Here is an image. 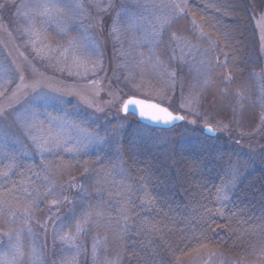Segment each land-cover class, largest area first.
<instances>
[{"label":"rangeland","instance_id":"rangeland-1","mask_svg":"<svg viewBox=\"0 0 264 264\" xmlns=\"http://www.w3.org/2000/svg\"><path fill=\"white\" fill-rule=\"evenodd\" d=\"M188 1L0 0V264L121 263L92 210L80 211V186L87 154L116 116L112 104L119 112L130 96L166 106L202 133L212 126L242 158L264 154V72L234 83ZM196 1L239 40L234 6ZM254 26L264 51V12Z\"/></svg>","mask_w":264,"mask_h":264},{"label":"trees","instance_id":"trees-1","mask_svg":"<svg viewBox=\"0 0 264 264\" xmlns=\"http://www.w3.org/2000/svg\"><path fill=\"white\" fill-rule=\"evenodd\" d=\"M221 1L240 18L233 43L208 21L202 3L189 0V11L226 54L232 81L240 84L247 72H264L254 26L264 0ZM114 105L103 144L85 158L94 170L88 165L80 186V211L92 210L120 264H200L214 257L263 263L264 154L251 161L226 135L210 137L184 121L148 127Z\"/></svg>","mask_w":264,"mask_h":264},{"label":"snow or ice","instance_id":"snow-or-ice-1","mask_svg":"<svg viewBox=\"0 0 264 264\" xmlns=\"http://www.w3.org/2000/svg\"><path fill=\"white\" fill-rule=\"evenodd\" d=\"M108 7H111V5H108ZM177 7H179V6H177ZM130 105L140 106V109H139L140 116L145 117V118H149L153 121H160V122L167 124L173 120L183 119V117L175 116L168 109L163 108L157 104L148 103L144 100H139V99H135V98H129L125 102V104L123 106V110L125 112H127ZM208 130L211 131L212 129L209 127ZM52 203L55 204V203H57V201L53 200ZM63 238L64 237H61V239H63Z\"/></svg>","mask_w":264,"mask_h":264},{"label":"water","instance_id":"water-1","mask_svg":"<svg viewBox=\"0 0 264 264\" xmlns=\"http://www.w3.org/2000/svg\"><path fill=\"white\" fill-rule=\"evenodd\" d=\"M129 98H135V99H139V100H144V101H146V102H148V103H154V104H157V105H159V106H161V107H163V108L168 109V110H169L170 112H172L173 115H175V116H180V117H183V116H182L181 114H179V113H175V112L171 111V110H170L169 108H167L166 106H164V105H162V104H159V103H157V102H155V101H152V100H148V99H144V98H140V97H135V96H130V97L126 98V99L124 100L123 104L121 105V112H122L123 114H125V115H131V116H133V117L136 118L141 124H144V125H146V126H148V127L159 128V129H169V128H172V127H174L175 125H177V124L183 122V120H184V117H183V119L173 120V121H171L170 123H167V124H166V123H163V122H160V121H153V120H151V119H149V118H145V117H141V116H140V114H139L140 106H138V105H130L128 111L125 112V111L123 110V106H124L125 102H126ZM209 127L212 129L211 131L208 130ZM203 132H204L205 135H208V136H210V137H214V136H216V134H217L216 130H215L212 126H210V125L205 126Z\"/></svg>","mask_w":264,"mask_h":264}]
</instances>
